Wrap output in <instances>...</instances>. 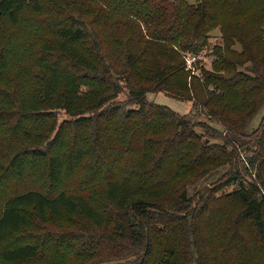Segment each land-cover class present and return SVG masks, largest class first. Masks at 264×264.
<instances>
[{
	"label": "trees",
	"instance_id": "trees-1",
	"mask_svg": "<svg viewBox=\"0 0 264 264\" xmlns=\"http://www.w3.org/2000/svg\"><path fill=\"white\" fill-rule=\"evenodd\" d=\"M217 28L211 67L190 65ZM149 92L193 108L180 114ZM122 93L125 103L106 107ZM263 106L264 0H0V177L23 183L27 164L43 159L47 181L61 183L90 147L75 135L71 156L67 124L96 125V145L110 128L101 117L117 108L123 135L109 138L153 150L159 168L142 162V179L112 171L84 191L4 193L0 180V264H264V121L248 130ZM60 110L70 119L57 126ZM50 116L47 140L33 126ZM163 122L172 136L156 133ZM216 132L225 145L211 142ZM225 164L224 178L195 195L184 181L166 191L173 175ZM24 231L29 239L4 245Z\"/></svg>",
	"mask_w": 264,
	"mask_h": 264
},
{
	"label": "rangeland",
	"instance_id": "rangeland-1",
	"mask_svg": "<svg viewBox=\"0 0 264 264\" xmlns=\"http://www.w3.org/2000/svg\"><path fill=\"white\" fill-rule=\"evenodd\" d=\"M187 1L190 3H196L198 0H187ZM39 16H43V14L42 13L35 14V12L31 11L30 9L29 10L26 9L23 12V17L32 18ZM215 44H222V39L220 37V31L218 28L210 32L208 45L199 54V56L192 58L191 61L195 60V64L203 65L207 68H210L211 62L215 58V55L213 54L214 51L212 50ZM197 73H199V71H197ZM147 98L150 101H155L157 103L163 104L167 106L169 109H172L180 114L188 113L193 108V104L191 100L177 99L173 96L166 94L165 92H157V93L149 92L147 94ZM126 101H127L126 93H122L115 100L107 104L106 107L108 108L119 107V104H123ZM115 103H118V105H115ZM103 110L101 109L100 111L102 112ZM116 110L117 113L114 117L109 115L101 117L102 120L100 119V121H109L110 128H107L104 133L102 132L103 134L101 133V137H100L101 140L97 142L96 145H93L94 144L93 131L96 129V125L92 124L91 126L88 127H84V126L80 127L78 125H75L73 122L72 123L69 122L67 124L66 134L68 135V138L70 140L68 142L69 147L67 150L68 152L71 153L70 155L72 156V153L77 154L78 151L77 147L72 145V141H71L75 137V135H78L79 137H83L84 140L82 144L86 143L90 147L87 148L85 150L84 155L79 160H77V165L69 166L68 164H66L65 172L61 183L52 186L47 181L45 175V163L44 160L41 159L39 160L40 162H37L34 165H32L31 163L27 164V170L25 173L23 183H20L19 179L15 176H12L11 178L5 180L2 177H0V180L4 181V183H6L7 185L4 188V193L10 189H13L14 188L13 186L17 188H24L23 184L27 186L39 188L43 191L53 190V192H58L61 190L84 191L95 187L100 188L105 176L112 171L123 172V173L131 172L134 178L138 177L142 179L145 175H147L145 170L142 171L140 169L142 162H144L145 168H149L151 170L150 171L151 173L158 172L159 168L154 166L155 158L153 155V150L152 151L146 150L143 155L141 153L142 148H135L133 146L117 147L115 141L109 138L110 133H113V135L116 136L118 139H120L122 137L121 135H123L121 133V129L117 126L116 122L114 123L115 119H117V116L119 114L118 108ZM108 117L110 119H108ZM54 118L57 119V126L59 124H62L64 121L70 119V117L62 110L55 112ZM193 119L194 120L197 119V116L193 117ZM52 120H53V116L52 117L50 116L49 119L45 118V120L43 121H41L40 118L36 119L34 122H36V124L38 125L33 126L35 132H37V129L39 128H44L42 129V132L44 133L43 137L47 140L53 139L55 132H53V134L47 132V125ZM204 120H206L211 126L215 127V129H217L218 132H221L223 130L222 126L219 123L206 118ZM263 121H264V106L253 116L251 123L248 127V130L253 131ZM141 124L144 127V130L148 128L149 125H151V123L147 118H145V121L141 122ZM157 125H159L157 126V132H156L157 134L162 136H172V133L169 132L168 129L169 123L163 122ZM196 131L202 133V129L200 127H196ZM47 133H48V138L45 137V134ZM145 136L148 137L149 135L145 134ZM204 138L207 137L204 136L202 140H205ZM211 139H212L211 142H213L218 146H220L221 144L225 145V143L220 139L219 133L217 132L215 133V138H211ZM2 149L8 154V156L12 155L13 151L12 152L8 151V149H5L4 147ZM79 149H82V147H80ZM169 149H171L172 151L174 150L172 146ZM8 162H9L8 158L3 159L4 164H7ZM244 166H245L244 164L241 165L242 171L244 170ZM199 169L200 168L190 170L187 174L177 179L175 175H173L172 177L174 180H172L169 183V185L166 188V191L168 193L173 192L175 188H177L181 184V182L184 181L185 183H183V185L185 184L184 186L187 189V193L189 195H195V193L200 189H202L203 187L206 186L211 187L217 184L220 180H222L224 178V175L229 170V164H225L224 166H221L219 168L214 167L210 172H208L203 176L202 174H197V173L194 174V172L199 171ZM232 187H233L232 185H229L226 189H231ZM1 196L2 195L0 192V200H1ZM97 197L99 196H96L95 198ZM92 198H94V196ZM98 205L100 206V202L98 203ZM72 229H73L72 227H69L66 230L67 232H69L68 230H72ZM29 233H30L29 231H24L20 233H11V234L9 233L6 237V241L4 245L25 241L30 238ZM100 264H109V263H100Z\"/></svg>",
	"mask_w": 264,
	"mask_h": 264
},
{
	"label": "built area",
	"instance_id": "built-area-1",
	"mask_svg": "<svg viewBox=\"0 0 264 264\" xmlns=\"http://www.w3.org/2000/svg\"><path fill=\"white\" fill-rule=\"evenodd\" d=\"M189 63H191V60H189Z\"/></svg>",
	"mask_w": 264,
	"mask_h": 264
}]
</instances>
